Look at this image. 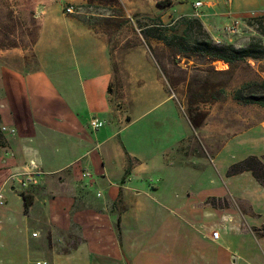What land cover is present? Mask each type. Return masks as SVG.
I'll use <instances>...</instances> for the list:
<instances>
[{
  "label": "crops",
  "instance_id": "crops-1",
  "mask_svg": "<svg viewBox=\"0 0 264 264\" xmlns=\"http://www.w3.org/2000/svg\"><path fill=\"white\" fill-rule=\"evenodd\" d=\"M53 1L40 0L37 4L33 59L22 63L11 55L0 59V134L2 127L16 131L2 134L4 144L0 148V186L6 183L7 197V204L0 207V264H155L153 254L148 253L153 250H164L165 264H264V234L261 240L246 246V251L253 249V253L227 246L221 233L219 241L212 239V233L219 229L208 224L202 210L207 208L206 199L223 196L196 195L184 187L179 202L174 199L175 192L162 197L170 201L166 218H176L182 224L177 227L182 237L176 243H159L151 229L139 228L132 222L137 213L153 214L142 196L154 199L167 181L171 189L175 187L176 183L168 179L175 175L172 171L194 165L186 158L198 157L203 169L210 167L207 160L215 166L223 151L220 136L209 144L214 157L207 159L205 150L195 146L191 136L186 140L182 133L179 143L176 141L170 151L163 153L159 164L151 167L138 148L127 146L123 134L156 107L169 104L177 111L178 104L167 89L164 75L147 51L132 50L117 60V52L111 54L106 35L96 34L67 16L57 0ZM260 1L257 0L264 3ZM211 3L212 7L202 11L219 14L221 2ZM114 64L120 66L117 71ZM67 75H71L69 83ZM155 94L158 102L136 115L135 107L148 103ZM96 117L105 121V127L98 131L90 126ZM107 121L112 122L109 128ZM188 125L193 136L197 135L189 120ZM63 145L71 150L66 159L49 161L47 155ZM157 166H162L161 170ZM24 172L35 174L31 185L39 190H24L34 197L28 212L22 197L24 178L10 179ZM156 174L161 178L153 182ZM251 178L262 195L264 188ZM145 179L151 181L149 190L132 185ZM58 183L67 185L69 192L50 194L49 187H57ZM29 186L30 183L24 189ZM94 187L96 196L90 194ZM196 197L203 201V208L192 203ZM240 200L244 205L236 204L242 215L239 219L263 218L259 224L247 222L246 226L243 218L244 229L250 232L264 228V213L257 211L248 197ZM225 207L228 210L232 205ZM222 218L237 220L233 214ZM31 222L37 224V230H32ZM131 223L133 231L124 232L126 224ZM197 224L203 229L198 230ZM35 233L37 236H33ZM32 250L45 251L46 255L34 261Z\"/></svg>",
  "mask_w": 264,
  "mask_h": 264
},
{
  "label": "rangeland",
  "instance_id": "rangeland-1",
  "mask_svg": "<svg viewBox=\"0 0 264 264\" xmlns=\"http://www.w3.org/2000/svg\"><path fill=\"white\" fill-rule=\"evenodd\" d=\"M39 1L0 0V59H5L7 55H11L20 62L33 59L34 47L37 44V19L39 16L37 4ZM159 1L163 0H57L56 2L67 16H72L84 23L96 34H101L104 37L106 35L111 54L117 52V60L123 59L132 50L147 51L164 75L167 89L178 104L177 111L174 112V108L169 104L156 107L136 121L130 130L123 134L127 146L138 148L145 155L143 157L148 158L147 162L151 164V167L159 164L164 157L163 153L170 151L176 141L177 144L179 143L178 140L182 137V133L186 134V140L191 136L189 139L195 140L193 144L202 147L203 151L205 150L207 159L209 156L214 157L209 144L220 136L223 151L215 166L207 160L210 167L203 169L198 157L186 158L185 160L194 165L189 164L188 169L181 167L180 170L177 167L172 171V174L175 175H171L168 179L176 183L175 187L171 189V184L167 181L168 185L163 184L161 193L154 199L142 196L147 209L152 210L153 214L148 213L149 211L141 212L137 213L138 215L135 217L132 213L131 216H134L132 222H135L139 228L151 229V234L158 236L159 243L179 242L182 230L177 227L182 224L178 223L176 218L175 220L166 218L169 214L170 201H165L162 197L175 192L177 197L174 199L179 202L180 195L183 194L181 188L189 187L196 195L223 196L222 199L219 197L206 199L207 208L202 211L207 214L208 224L219 229L222 234L221 240L227 246L230 244L234 250L240 248L242 253H253V249L246 251L245 248L259 239L261 240L264 228L261 226L259 230L249 232L244 229L243 225L246 226L247 222L249 225L259 224L260 221L263 222V218L247 219L243 217L245 222L243 224L242 219L240 218V221L238 218L242 215L236 204L244 205L240 199L248 197L255 205V209L264 213V193L261 195V192H257V186L253 184L250 172L234 176H229L228 172L232 165L249 156H264V108L258 105H244L233 97L234 91L244 82L253 79L264 80V60H248L231 68L230 65L225 66L224 62L212 61L206 57L180 54L177 49L166 47L154 38L145 39L139 23L150 25L155 23L151 19L160 18V22L156 23H162L169 27L174 26L181 33L187 27L183 18L196 19L192 16L195 13L194 2L196 0H169L171 4L164 8L158 5ZM215 1H220L223 5L218 7L219 14L199 20L216 43H233L237 47H241L258 35L256 28L250 26L249 17L263 14L264 3H258L257 0H235L231 5L227 0ZM69 7H74L73 14L67 13L66 10ZM228 8L240 14L239 18L243 21L239 32L234 35H229L225 31L229 23L225 15ZM203 13L214 14V12ZM119 67V64H116L114 70L117 71ZM66 79L69 83L71 75L69 77L67 75ZM222 89L225 90V93L221 92ZM158 100L159 96L155 94L148 103L136 106V115L146 108H152ZM192 118L194 121H191ZM101 120L105 125L104 119ZM188 120L197 135L193 136L194 132L189 127ZM195 123L199 126L197 127ZM111 125L112 122H108L106 126L109 128ZM68 148L69 146L63 145L57 149V152L48 154L47 158L52 163L63 161L70 154L71 150ZM165 158L168 157L165 156ZM165 158L161 161V165L164 164ZM169 158L174 159L172 156ZM156 168L161 170L162 166ZM157 173L161 174V172ZM34 176L31 182L34 181ZM159 176L154 175L153 182L159 180L161 178ZM31 182L29 189H24V187L22 190L28 193H31V189L37 191V187L33 188ZM150 182L149 179H145L134 181L132 185L134 187H137V184L138 186L143 185V188L149 190ZM62 191L68 193L69 187L58 183L57 187H54L53 184L48 189V192L53 195ZM8 193L10 194V192ZM96 193L95 187L91 189L90 194L96 196ZM192 203L200 209L203 208L200 206L203 201L198 197ZM228 204H231L232 208L224 209ZM220 209L224 210L220 211ZM131 211L139 212L141 210L132 209ZM227 214H233L237 220H223L222 216ZM118 216L116 215L117 218ZM179 216L181 217V215ZM238 223L240 224L238 225ZM130 226L132 223L131 225L126 224L124 232L133 231ZM37 227L36 223L31 222L32 230H37ZM196 227L198 230L203 229V226L199 224ZM165 228L168 229L165 230ZM148 253L151 256L153 254L155 264H165L164 250H153ZM233 254L237 256L236 253ZM45 255V251H31V259L34 261L36 258L45 257Z\"/></svg>",
  "mask_w": 264,
  "mask_h": 264
},
{
  "label": "trees",
  "instance_id": "trees-1",
  "mask_svg": "<svg viewBox=\"0 0 264 264\" xmlns=\"http://www.w3.org/2000/svg\"><path fill=\"white\" fill-rule=\"evenodd\" d=\"M170 4L169 0L158 2V5L163 8ZM151 21L155 23L150 25L139 23L144 38H154L162 42L166 47L177 49L180 54L206 57L212 61L224 62L230 65L231 68L248 60H264V13L249 17V24L256 28L258 35L254 36L248 44L241 47H237L233 43H216L210 33L204 28L201 20L197 18H183V22L187 23V27L181 33L174 26L169 27L162 23H156L160 22V18L151 19ZM86 23L88 24V22ZM205 91L207 92V90ZM221 92L225 93V90L222 89ZM233 97L244 105H258L264 108V80L253 79L244 82L234 91ZM191 121H194L193 118ZM195 124L197 127L199 126L197 123ZM3 138V135L0 134V148L4 144ZM244 172H250L264 188V156L253 155L245 158L241 162L232 165L228 175L234 176ZM22 197L25 202V210L28 212L33 204L34 197L25 192L22 193Z\"/></svg>",
  "mask_w": 264,
  "mask_h": 264
},
{
  "label": "built area",
  "instance_id": "built-area-1",
  "mask_svg": "<svg viewBox=\"0 0 264 264\" xmlns=\"http://www.w3.org/2000/svg\"><path fill=\"white\" fill-rule=\"evenodd\" d=\"M228 3H233L235 0H227ZM213 4L211 3V1H204V0H196L194 2V9H195V13L192 15L198 19H203V18H207L209 16L212 15H217V13L214 12V14H205L202 11V9L204 7H212ZM67 13L73 14L74 13V7H69L67 10ZM225 15L229 18V23L225 28V31L227 34L229 35H234L237 34L240 30V27L242 25V20L239 18V15H236V13L232 10H227ZM228 64H225V66H227ZM104 125V122L99 119L98 117L94 118L91 120L90 122V126L94 131H98L100 128H102ZM16 131L14 129H8L7 127H2L1 128V134H5V133H10V134H14ZM35 174L33 172H24V173H20V174H14L11 176L10 179L16 178L17 176H22L24 177V180H22L21 185L22 187H27L28 184L33 180V176ZM88 175V174H85ZM9 179V180H10ZM8 180V181H9ZM7 181V182H8ZM5 185L0 186V207H4L7 204V197L5 194ZM33 236H37V234H33ZM212 239L215 241H219L220 240V232L219 231H214L212 233ZM235 259L237 260L238 257L235 256ZM36 264H48L46 262H42V261H37Z\"/></svg>",
  "mask_w": 264,
  "mask_h": 264
}]
</instances>
